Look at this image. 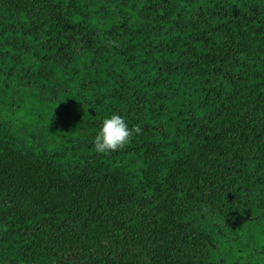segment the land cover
Listing matches in <instances>:
<instances>
[{"label": "trees", "instance_id": "16d2710c", "mask_svg": "<svg viewBox=\"0 0 264 264\" xmlns=\"http://www.w3.org/2000/svg\"><path fill=\"white\" fill-rule=\"evenodd\" d=\"M0 264H264V0H0Z\"/></svg>", "mask_w": 264, "mask_h": 264}, {"label": "clouds", "instance_id": "9594fccd", "mask_svg": "<svg viewBox=\"0 0 264 264\" xmlns=\"http://www.w3.org/2000/svg\"><path fill=\"white\" fill-rule=\"evenodd\" d=\"M140 125L129 129L125 119L117 114L103 120V126L95 137V151L106 154L123 149L131 141L134 134L141 133Z\"/></svg>", "mask_w": 264, "mask_h": 264}]
</instances>
